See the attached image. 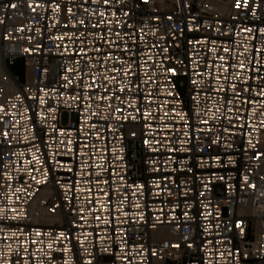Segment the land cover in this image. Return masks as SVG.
I'll list each match as a JSON object with an SVG mask.
<instances>
[{
    "label": "built area",
    "instance_id": "obj_1",
    "mask_svg": "<svg viewBox=\"0 0 264 264\" xmlns=\"http://www.w3.org/2000/svg\"><path fill=\"white\" fill-rule=\"evenodd\" d=\"M236 3L0 0V264H264V0Z\"/></svg>",
    "mask_w": 264,
    "mask_h": 264
},
{
    "label": "snow or ice",
    "instance_id": "obj_2",
    "mask_svg": "<svg viewBox=\"0 0 264 264\" xmlns=\"http://www.w3.org/2000/svg\"><path fill=\"white\" fill-rule=\"evenodd\" d=\"M144 2L147 3L148 0H144ZM243 2H244V6H245V7H249V0H243ZM104 3H109V0H104ZM7 6H8V7H11V8H16V7H17V5H16L15 3H11V4L7 5ZM235 6H236L237 8H240V7H241L240 0H237V3H236ZM53 7H54V10H56V11H59V9H60V5H58V4H54ZM250 10L252 11V15L255 16V14H256V13H255V10H254V9H250ZM70 11H71V9H69V12H70ZM100 15L103 16L104 13L101 12ZM2 22H3V21H0V23H2ZM80 23L83 24V20H81ZM94 27H95V25H94ZM245 31H247V32H251L252 29L248 28V29H245ZM259 31H260V33H261L262 35H264V28L259 29ZM57 39H61V37H57ZM201 42H202V41H201ZM25 51H28V49H25ZM165 51H167V49H165ZM213 51H215V50H213ZM224 51H229V49L225 48ZM220 58L223 59V57H220ZM239 67H240V68H243V67H244V63H243V61L240 62ZM69 71H71V70H69ZM114 71H120V69H114ZM167 71L170 72V73H172V75H176V74H177V71H176L175 69L171 68V67H169V68L167 69ZM127 74H128V72H127V70H125V75H127ZM65 79H67V77H65ZM113 79H114V78H113ZM193 83H195V81H193ZM172 87H175V85L173 84ZM231 87H232L233 91H236V88H237L236 85H232ZM119 90H120L121 92H123V91L125 90L124 86H121V88H120ZM244 91H249V89L245 88ZM168 94H169V95H177V96H178L177 93H173V92H169ZM258 94H260V95H264V90H261V92L258 93ZM237 95H239V92H237ZM105 98H107V99H111V97H101V99H105ZM117 98H119V97H117ZM175 102H176V103H181V101H180L179 99H177ZM228 102L231 103V101H228ZM248 102L251 103V101H248ZM40 103L43 104V103H45V101H44L43 99H41V100H40ZM0 111H2V109H0ZM117 111H119V109H117ZM172 111H175V109H173ZM177 114H178V115H181V117L183 118V115H184L183 113H177ZM125 118H127V117H125ZM41 119H43V117H41ZM132 119H136V117L133 116ZM204 123H207V121H204ZM250 135H251V133H249V136H250ZM5 136H7V133H5ZM216 142H217V141H214L213 143H216ZM146 143H147V141H146ZM181 143H183V141H181ZM248 143H249V145H250L251 147H253V148L255 147V145L252 144L251 139H249ZM169 151H173V149H169ZM187 151H191V149H187ZM256 158H259V156H257ZM215 159H216L217 161H219V160H220V157L217 156V157H215ZM228 159H229V162H231V158H228ZM188 170L191 171L192 169L190 168V169H188ZM247 179H248V177L245 176V177H244V180L247 181ZM105 182H106V181H105ZM253 187H254V185H253ZM18 191H19V189H18ZM201 195H203V193H201ZM13 211H14V210H13ZM125 215H127V214H125ZM185 215H187V213H185ZM209 215H211V213H209ZM12 218H13V219H16L15 216L12 217ZM235 226H236L237 228H240L241 232L243 233V228L241 227L240 223H237ZM36 234H37V235H40L39 232H37ZM16 235H17L16 232H13V233H12V236H16ZM64 235H65V233H63V232L60 233V236H61V237H63ZM51 247H52V245L50 244V245H49V248L51 249ZM174 247H179V245H174ZM188 247H192V245L189 244ZM105 250H106V249H105ZM63 251H64V252H68V251H71V249H69V248H64ZM152 254L155 255L156 253L153 252ZM230 254H231V253H230ZM17 255L19 256V249L17 250ZM6 264H7V262H6ZM15 264H20V261L17 260V261L15 262ZM65 264H68V261H66ZM88 264H91V261H89Z\"/></svg>",
    "mask_w": 264,
    "mask_h": 264
},
{
    "label": "rangeland",
    "instance_id": "obj_3",
    "mask_svg": "<svg viewBox=\"0 0 264 264\" xmlns=\"http://www.w3.org/2000/svg\"><path fill=\"white\" fill-rule=\"evenodd\" d=\"M15 72H17V69H14ZM63 122L66 123L68 121L69 118V114L67 112L63 113Z\"/></svg>",
    "mask_w": 264,
    "mask_h": 264
}]
</instances>
